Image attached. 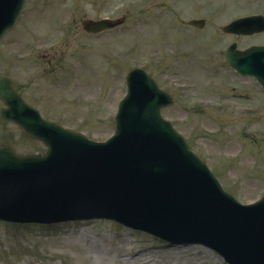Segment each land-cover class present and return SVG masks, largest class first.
<instances>
[{
    "label": "rangeland",
    "instance_id": "374dc122",
    "mask_svg": "<svg viewBox=\"0 0 264 264\" xmlns=\"http://www.w3.org/2000/svg\"><path fill=\"white\" fill-rule=\"evenodd\" d=\"M196 2L27 0L19 22L0 43V68L46 118L97 141L115 131L113 117L126 92L128 72L147 64L148 73L176 99L164 117L224 189L249 203L264 193V92L251 79L233 81L229 71L216 64L219 55L215 60L206 56L240 40L225 36L222 43H212L215 30L221 34L218 29L235 13L264 12V0H209L205 6ZM209 4L212 9L206 10ZM105 16L125 22L100 35L82 30L85 20ZM199 17L211 22L205 33L187 24ZM53 42L61 45L44 51ZM228 85H239L246 98L232 99L233 105L223 109L205 103L230 95ZM2 143L20 154L45 150L12 124L0 123ZM21 227L0 222V264H224L207 249H167L147 235L107 221ZM29 229L38 231L37 236Z\"/></svg>",
    "mask_w": 264,
    "mask_h": 264
},
{
    "label": "water",
    "instance_id": "95a60500",
    "mask_svg": "<svg viewBox=\"0 0 264 264\" xmlns=\"http://www.w3.org/2000/svg\"><path fill=\"white\" fill-rule=\"evenodd\" d=\"M8 23L7 19L0 16L1 34ZM0 96L9 107L7 113L6 110H3L4 121L12 119L10 109L13 105H19L17 107L19 110L20 107L22 110L32 109L23 102L14 85L2 76H0ZM133 98L123 103L122 114L117 118L119 125L117 137L126 135L125 142L117 141L116 138L106 144H95L93 149H109L112 155L106 153L97 156V153L91 151L82 158L84 161L87 158L86 162L92 163L91 166H81L83 171L86 170L85 173L96 174L97 171L101 175L105 173L108 181L106 186L113 187V189L117 186L115 193L118 194L111 196L112 198L104 196L106 200L97 201L98 207L107 208L109 206L107 204L111 203L113 207L121 206V210H128L138 216L147 214L152 216L156 213V209L151 208L152 204L148 207L146 198L141 193L144 192L146 195L148 194V197L160 199L163 204L171 207L164 208V214L184 220L179 235L190 236L205 245L216 248L234 264H264V198L253 205L239 204L215 180L210 181L206 178V168L204 166L198 168L188 147L182 149L177 146L173 149V144L170 143L179 142L174 134L170 132L165 134L159 130V135L163 138L156 139L151 134L146 135L145 130L141 131L140 129H148L147 122L150 121L148 116H152L154 110L151 109V106L145 109L132 101ZM38 121V127L54 131V128L44 124L46 122ZM28 130L26 129L27 132H29ZM56 140V146H62V151H65L68 145H75L76 142L82 143L85 149L90 144V142H86L78 136L69 135L67 132L60 133ZM50 144L52 148H55L52 142ZM70 149L75 151L74 148ZM0 150V173H11L3 162L6 160L14 165L15 173H24L25 171L28 176L33 175L28 172L32 168V160L35 158L37 160L34 164L39 168L36 171V174L39 175L47 163L52 164V159L56 157L57 153L55 149H52L50 155L43 159L39 156L19 157L8 148H0ZM6 152L16 161L11 158L12 161ZM183 152L187 156L180 159ZM68 156L71 157V153H68ZM72 161L77 162V159ZM86 162H84L85 165ZM184 167L196 168L198 171L204 172L206 176L202 175L206 179L193 178L184 171ZM57 174V170L51 172V175ZM43 178L48 180L45 175ZM60 181L61 178H58L50 184H57ZM72 193L73 191H67V195H64L66 201L76 199L72 197ZM186 199H190V201H186ZM51 202L60 206L64 201H58L55 196ZM188 205L194 206L188 207ZM186 215L190 220H187Z\"/></svg>",
    "mask_w": 264,
    "mask_h": 264
},
{
    "label": "bare ground",
    "instance_id": "6f19581e",
    "mask_svg": "<svg viewBox=\"0 0 264 264\" xmlns=\"http://www.w3.org/2000/svg\"><path fill=\"white\" fill-rule=\"evenodd\" d=\"M16 191H19V189L14 188L13 190L8 191V192L6 193V195H12V194H14ZM186 201H190V199H186ZM186 218H187V220H190L189 216H187V215H186Z\"/></svg>",
    "mask_w": 264,
    "mask_h": 264
}]
</instances>
